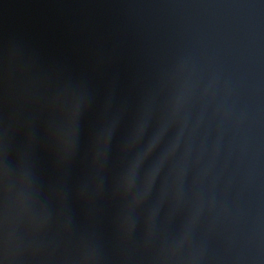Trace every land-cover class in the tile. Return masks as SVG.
<instances>
[{"label": "water", "instance_id": "water-1", "mask_svg": "<svg viewBox=\"0 0 264 264\" xmlns=\"http://www.w3.org/2000/svg\"><path fill=\"white\" fill-rule=\"evenodd\" d=\"M0 264H264V0H0Z\"/></svg>", "mask_w": 264, "mask_h": 264}]
</instances>
